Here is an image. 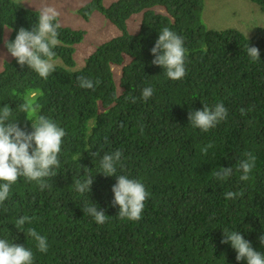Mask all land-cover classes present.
Returning a JSON list of instances; mask_svg holds the SVG:
<instances>
[{
  "label": "trees",
  "instance_id": "trees-1",
  "mask_svg": "<svg viewBox=\"0 0 264 264\" xmlns=\"http://www.w3.org/2000/svg\"><path fill=\"white\" fill-rule=\"evenodd\" d=\"M250 1L264 13V0ZM103 3L90 0L76 13L88 21L99 12L120 35L97 46L81 69H74V54L86 33L60 23L55 71L47 79L27 65L21 68L15 58L3 63L0 108L8 105L10 119L25 131L32 130L30 119L43 115L66 135L57 175L46 178L49 187L41 190L21 177L0 203V239L31 249L33 264H246L235 259L230 243H221L223 232L232 231L264 254L259 241L264 235V27L252 37L236 29H207L204 0ZM134 15L141 17L136 33L127 28ZM38 16L13 0H0V46L6 49V29L11 41L21 27L31 30ZM164 27L184 40L186 75L180 80L168 79L151 63L150 49ZM246 45L259 49V60L249 58ZM112 66L121 69L118 83ZM80 76L99 83L94 90L81 88ZM145 87L153 89L146 102ZM221 102L228 110L223 121L207 132L192 127L189 112ZM25 105L40 107L33 114L23 111ZM241 108L251 111L242 116ZM209 143L213 147L202 154ZM116 150L122 151L116 174L140 180L150 193L139 221L118 217L111 191L116 177L99 173V159ZM249 151L256 156L255 168L250 180L241 181L237 165ZM95 152L99 156L91 155ZM220 167H232L233 174L215 178ZM88 175L94 177L91 190L80 194L75 182ZM229 191L244 194L226 199ZM90 204L108 216L104 224L84 212ZM21 216L34 219L18 230ZM29 228L47 238L46 253L37 250Z\"/></svg>",
  "mask_w": 264,
  "mask_h": 264
},
{
  "label": "clouds",
  "instance_id": "clouds-1",
  "mask_svg": "<svg viewBox=\"0 0 264 264\" xmlns=\"http://www.w3.org/2000/svg\"><path fill=\"white\" fill-rule=\"evenodd\" d=\"M42 1L33 5L43 3ZM38 8L40 10H33L39 13L36 25L31 30L21 27L15 38L11 41L6 40L4 46L7 53L15 58L21 68L27 65L39 77L47 79L55 71L54 57L56 53L53 49L60 43L58 39L60 12L55 7L44 3ZM246 48L247 55L252 61L259 60L258 48L248 45ZM150 51L155 57L151 63L161 67L168 79L180 80L186 75L184 40L176 32L164 27L159 32L158 39ZM77 80L81 88L91 90H94L99 83V81L93 82L84 76L77 77ZM152 95L151 87L143 88L141 92L143 101L146 102ZM128 99L135 103L137 98L130 96ZM39 107V105H25L23 111L35 114ZM248 111L251 109H240L242 116L247 115ZM227 115L228 110L221 102L211 108L205 105L201 110L189 112L187 118L192 127L207 132L216 127ZM10 117H12V109L8 105L0 108V203L9 198L11 186L21 177L26 181L36 182L41 190L49 187L46 178L57 175L54 169L60 167L58 155L61 151L62 138L66 135L62 127L43 115H37L35 119H30L32 121L30 132L21 128ZM105 141L107 142V138ZM211 147L213 144L209 143L200 151L207 155L208 149ZM91 155L97 157L99 152L91 153ZM121 157V150L105 152L99 159L101 169L99 173L116 177V183L111 191L114 196L112 204L119 208L118 217L121 220L139 221L144 209V202L149 198L150 193L146 191L140 180L116 174ZM255 163L256 156L250 151L245 152L244 158L239 161L236 169L242 173L239 177L241 181L251 179L250 173L255 168ZM232 174V167H220L212 173L219 180H225ZM93 181L94 177L91 175L83 180L77 179L75 190L80 194L89 193ZM243 194L242 191H229L225 193V198L233 199L243 196ZM84 212L93 217L97 224H104L108 218L103 210H97L95 204L86 206ZM33 219V217L21 216L15 221V227L18 230L22 229L25 223H31ZM27 234L36 241V248L39 252L46 253L48 251V241L45 236L39 234L35 228H29ZM223 236L221 243L231 244V247L236 251L235 259L237 261L245 260L246 264H264V254L254 250L250 241L244 239L240 233L237 231L223 232ZM259 241L261 245H264V235L259 237ZM33 260L34 255L31 249L16 243H9L6 239H0V264H33Z\"/></svg>",
  "mask_w": 264,
  "mask_h": 264
},
{
  "label": "rangeland",
  "instance_id": "rangeland-1",
  "mask_svg": "<svg viewBox=\"0 0 264 264\" xmlns=\"http://www.w3.org/2000/svg\"><path fill=\"white\" fill-rule=\"evenodd\" d=\"M13 1L18 6L31 10H40L38 7L43 3L53 6L60 12L58 21L62 26L85 31V39L82 44L76 46V52L74 54L76 61V67L74 69L76 70L83 67L85 60L97 46L120 35V31L99 12L93 13L88 21L82 19L76 13L77 10L85 6L90 0H43V3L35 6L33 4L41 0ZM116 1L118 0H105L104 6L109 7L112 2ZM157 11L164 12V9L158 8ZM202 18L207 29L219 31L236 29L246 37H252L260 27H264V13L255 2L250 0H204ZM140 21V15H134L129 18L127 21L128 30L132 33L138 32ZM10 33L11 31L9 29L5 30L4 40L8 39ZM12 58L1 45L0 70L3 67V63ZM112 70L118 83L121 69L119 66H112Z\"/></svg>",
  "mask_w": 264,
  "mask_h": 264
}]
</instances>
